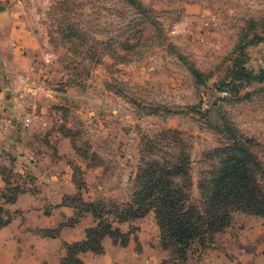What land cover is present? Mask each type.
Returning a JSON list of instances; mask_svg holds the SVG:
<instances>
[{
  "label": "rangeland",
  "instance_id": "1",
  "mask_svg": "<svg viewBox=\"0 0 264 264\" xmlns=\"http://www.w3.org/2000/svg\"><path fill=\"white\" fill-rule=\"evenodd\" d=\"M262 23L264 0H0V206L9 203L4 193L17 192H6L8 181L22 194L47 191L52 200L36 204H48L50 214L61 201L52 179L64 188L72 182L71 196L87 202H130L143 160L173 159L181 150L191 156L199 202V181L214 167L207 155L227 142L226 124L252 139L264 163V82L235 81L230 73L236 46L264 35ZM245 52L258 74L264 41ZM79 223L85 236L95 219L86 214ZM114 225L131 233L130 242L107 237L101 258L182 264L163 247L153 212ZM262 226L263 217L236 212L209 248L192 246L187 262L220 264L226 255L223 264H264ZM242 234L250 242L238 241L244 259L226 252Z\"/></svg>",
  "mask_w": 264,
  "mask_h": 264
},
{
  "label": "trees",
  "instance_id": "2",
  "mask_svg": "<svg viewBox=\"0 0 264 264\" xmlns=\"http://www.w3.org/2000/svg\"><path fill=\"white\" fill-rule=\"evenodd\" d=\"M262 28L264 32V26ZM249 39L241 40L235 48L230 68L232 80L264 82V69L258 74L251 73L246 66L245 52L248 45L263 42L264 35L254 33ZM192 71L197 78H201L197 69ZM221 134L227 142L207 155L214 167L205 172L199 181V202H194L192 197L191 156L186 150H181L173 159L143 160L135 177L130 202L119 205L104 200L87 202L81 194L64 196L62 204L75 209L74 218L56 228L40 229L39 234L57 238L63 227L75 226L86 214H91L95 224L86 228L82 240L64 241L66 252L60 259V264H84L81 254H103L107 237L112 238L114 243L128 246L131 233L122 231L114 225L115 222H131L153 212L161 231L163 247L171 252L174 261L188 264L192 246L199 243L209 248L216 235L232 224L236 212L264 218V163L251 149L252 139L246 138L230 124L225 125ZM182 140L181 136L178 137L177 144H182ZM6 184V192H17L4 193L3 198L6 202L15 203L23 191L12 189L8 181ZM75 184L79 190L83 189L76 177ZM14 217L12 212L0 206V229L9 225Z\"/></svg>",
  "mask_w": 264,
  "mask_h": 264
},
{
  "label": "crops",
  "instance_id": "3",
  "mask_svg": "<svg viewBox=\"0 0 264 264\" xmlns=\"http://www.w3.org/2000/svg\"><path fill=\"white\" fill-rule=\"evenodd\" d=\"M26 42V36L19 33L18 40ZM31 120V118H30ZM31 148H29V152ZM26 156H30V153ZM26 158V157H25ZM50 181V186H55L58 190L56 194L61 199L57 203V209H54L50 214L46 213L44 205L36 204L37 200L47 202L52 200V195L46 194L47 191L32 194L26 192L21 194L15 203H8L5 208L11 211H20L17 213L12 222L0 229V264H60V259L65 255V248L60 249L58 239L63 238L64 241L74 242L82 240L84 236V228L81 223L75 226H65L62 228L60 236L57 238L45 237L39 234L40 229L56 228L61 223H66L74 216L75 209L71 206L63 205L62 199L65 195H71L76 192L75 185L69 182L64 188L61 182ZM0 179V188L5 187V183ZM3 184V185H2ZM46 186V185H45ZM89 227V224L87 225ZM259 235L264 239V227L259 228ZM241 243L248 245V235L242 234L240 240H235L229 244L226 252L237 254L241 259H244L246 254L241 253L237 246ZM62 250V254L59 253ZM108 252V249H105ZM258 253H262L259 260H264V241L257 248ZM226 254V253H225ZM84 264H112L108 258H101L100 255L86 252L81 254ZM220 257V264L223 258ZM212 264H214L212 262ZM217 264V263H216ZM234 264V263H231Z\"/></svg>",
  "mask_w": 264,
  "mask_h": 264
},
{
  "label": "built area",
  "instance_id": "4",
  "mask_svg": "<svg viewBox=\"0 0 264 264\" xmlns=\"http://www.w3.org/2000/svg\"><path fill=\"white\" fill-rule=\"evenodd\" d=\"M45 62L50 63L51 62V55L47 54L45 58ZM41 89V87H35L34 92H38ZM28 121H30V118H28Z\"/></svg>",
  "mask_w": 264,
  "mask_h": 264
}]
</instances>
